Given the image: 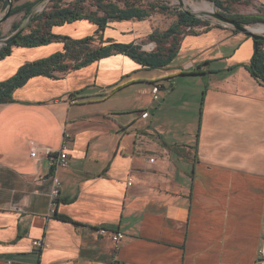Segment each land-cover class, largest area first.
Segmentation results:
<instances>
[{
	"label": "crops",
	"instance_id": "0c3cea01",
	"mask_svg": "<svg viewBox=\"0 0 264 264\" xmlns=\"http://www.w3.org/2000/svg\"><path fill=\"white\" fill-rule=\"evenodd\" d=\"M246 5L264 15V0ZM153 29L147 20L110 22L102 37L148 52L140 42ZM205 29L184 36L165 68L113 52L33 77L0 103V264H264V86L246 70L253 41ZM61 51L55 41L12 47L0 82ZM64 132L69 168L57 173L52 207L45 152ZM99 229L123 239L115 245Z\"/></svg>",
	"mask_w": 264,
	"mask_h": 264
},
{
	"label": "trees",
	"instance_id": "16d2710c",
	"mask_svg": "<svg viewBox=\"0 0 264 264\" xmlns=\"http://www.w3.org/2000/svg\"><path fill=\"white\" fill-rule=\"evenodd\" d=\"M12 0V8L9 16L23 14L25 17L40 0L24 2ZM61 0H49V6L29 18L26 29L16 38L0 47V60L10 54L12 47L36 48L49 44L52 41L62 44V51L55 53L37 62L25 64L10 79L0 82V103L9 102L15 89L23 86L29 79L37 76L52 78L54 73H63L69 70H76L88 66L102 58L108 57L113 52L121 53L146 69L165 68L177 55L179 44L186 35L197 34L196 27H209V23L189 16L182 11H175V22L166 30L159 32L153 29L147 39L156 45L155 50L145 52L139 45L118 44L104 41L102 32L110 22L142 21L150 18L153 14L169 16L167 7H156L149 5L148 8L135 3L124 1V7L105 0H94L95 13H85L78 1L68 6H61ZM211 1V0H198ZM219 14L234 20L240 24H264V15H239L230 14L227 2H242L249 4L250 0H213ZM6 8V1L0 0V10ZM264 13V9L259 11ZM100 13L101 15H97ZM88 22L95 26L94 33L83 39H72L52 34L56 27L69 25L76 22ZM20 24H12V33L18 30ZM237 33V32H235ZM0 39H3L0 32ZM109 43L106 46L93 47V43ZM263 43L257 42V48L253 52L246 70L249 75L260 85L264 86V50Z\"/></svg>",
	"mask_w": 264,
	"mask_h": 264
},
{
	"label": "rangeland",
	"instance_id": "374dc122",
	"mask_svg": "<svg viewBox=\"0 0 264 264\" xmlns=\"http://www.w3.org/2000/svg\"><path fill=\"white\" fill-rule=\"evenodd\" d=\"M76 1H78L80 7H82L83 12L85 13H95L96 12V7L94 6V0H61L59 4L65 7ZM105 1L116 3L119 7L122 8L124 7L125 0H105ZM127 1L129 3L137 2V4L142 5L143 7H146V8H148L149 5H154L156 7H163V6L167 7L170 13L169 16L161 15V14H153L150 18L145 19L149 21L151 23V26L154 27V29H157L159 32L166 30L171 24H173L175 22V16H174L175 11H181L183 8L189 11H193V12H207V13H218L219 12V10L217 8H214L213 4L209 1H198V0H127ZM222 1L227 2L228 0H222ZM49 5H50L49 2L38 3L34 8L35 14L40 13ZM227 5L229 7L230 14L259 15L256 13V10L254 9V7L246 5V4L227 2ZM5 13H6V9H1L0 17H2ZM22 15L23 14L21 13V14H17L14 16H10V18H8L4 23L0 25V29L4 33L5 38L13 34L12 29H11L13 23H19V24L23 23L24 17ZM97 15H101V14L97 13ZM205 21H207L211 27L216 26L215 20L212 17H208L207 19H205ZM23 25H25L24 27L26 29L27 23L24 22ZM261 25L262 24L257 23V24L247 25V26L251 29L258 30L261 27ZM88 27H92L95 29L94 25L86 22L83 26H79L78 28L74 26V24L56 27L52 30V34L62 36V37L64 36L70 37L71 35L78 34V32L80 31L89 30L90 28L88 29ZM140 43L143 44L144 46H147L151 44L152 42H150L146 38L142 40ZM97 44L98 43L95 42L93 43V46ZM155 48H156V45L153 44V50H155ZM263 50H264V43H263ZM167 86H166V89L170 87V86L168 87ZM190 87L191 88L186 86L185 89L188 91H192V90L194 91V87L192 85H190Z\"/></svg>",
	"mask_w": 264,
	"mask_h": 264
},
{
	"label": "built area",
	"instance_id": "2783aa9c",
	"mask_svg": "<svg viewBox=\"0 0 264 264\" xmlns=\"http://www.w3.org/2000/svg\"><path fill=\"white\" fill-rule=\"evenodd\" d=\"M148 48V49H147ZM148 52L153 51V44H149L146 47ZM160 86L153 85L150 90L151 100L153 102H158L160 100L159 97ZM74 103V101H72ZM142 119L148 117V113L144 112L140 116ZM72 145V136L64 132L61 138V142L59 147L56 150H47L45 152L46 156L49 160V167L52 171L51 179V186L49 189V199L52 207H55L56 200L58 199L59 192H60V181L57 176L59 171H63L69 168V159H68V151ZM30 157H35V152L30 153ZM130 184V183H128ZM53 212V211H52ZM99 235L107 236L115 245L119 244V242L123 239V234L120 232H110L105 229L98 230ZM32 246L35 247L37 250H42L46 248V243L43 240H36L32 242ZM262 254L261 251H258V257ZM256 264H263L261 259H258Z\"/></svg>",
	"mask_w": 264,
	"mask_h": 264
},
{
	"label": "water",
	"instance_id": "95a60500",
	"mask_svg": "<svg viewBox=\"0 0 264 264\" xmlns=\"http://www.w3.org/2000/svg\"><path fill=\"white\" fill-rule=\"evenodd\" d=\"M6 1V13L0 17V25L2 23H4L8 18H10V11L12 8V0H5ZM45 2H49V0H40L38 1L33 8L31 9V11L24 17V21L23 23H27L28 25V21L29 18L32 14H35L34 8L38 3H45ZM213 4V7L216 8L213 0L209 1ZM184 13H187L189 16L200 19L202 21H205V19H207L208 17H212L215 20V25L216 26H220L226 29H229L231 31L237 32L242 34L245 37L251 38L253 41V50L255 51L257 48V42L261 41L264 42V31L263 30H259L260 28L264 27V24L261 25V27L258 30L255 29H251L249 28L247 25L244 24H240L234 20H230L222 15L218 13H207V12H193V11H189L187 9H182L181 10ZM207 22V21H206ZM20 24L19 28L17 31H15L13 34H11L10 36L0 39V45H7L8 43H10L11 41H13L16 36H18L19 34H21L24 29H25V25ZM26 25V26H27Z\"/></svg>",
	"mask_w": 264,
	"mask_h": 264
},
{
	"label": "bare ground",
	"instance_id": "6f19581e",
	"mask_svg": "<svg viewBox=\"0 0 264 264\" xmlns=\"http://www.w3.org/2000/svg\"><path fill=\"white\" fill-rule=\"evenodd\" d=\"M259 30H263L264 31V28H260Z\"/></svg>",
	"mask_w": 264,
	"mask_h": 264
}]
</instances>
